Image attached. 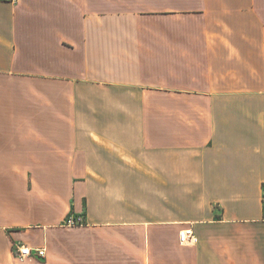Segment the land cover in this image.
Returning <instances> with one entry per match:
<instances>
[{"label":"crops","instance_id":"1","mask_svg":"<svg viewBox=\"0 0 264 264\" xmlns=\"http://www.w3.org/2000/svg\"><path fill=\"white\" fill-rule=\"evenodd\" d=\"M263 186L264 0H0V264H264Z\"/></svg>","mask_w":264,"mask_h":264},{"label":"built area","instance_id":"2","mask_svg":"<svg viewBox=\"0 0 264 264\" xmlns=\"http://www.w3.org/2000/svg\"><path fill=\"white\" fill-rule=\"evenodd\" d=\"M2 1L16 3L19 0H2ZM262 198L264 201V186L262 191ZM178 239L181 245L195 242L194 233L192 229L189 228L180 231L178 235ZM15 254H16L15 258L20 262L25 261L27 259H37L42 261L45 259L46 250L45 248H29L27 246L21 245L16 247Z\"/></svg>","mask_w":264,"mask_h":264},{"label":"rangeland","instance_id":"3","mask_svg":"<svg viewBox=\"0 0 264 264\" xmlns=\"http://www.w3.org/2000/svg\"><path fill=\"white\" fill-rule=\"evenodd\" d=\"M21 246V245H19ZM2 258H5V264H40L41 262L40 261H36V260H32V259H27L25 260V262H20V261H17L14 259L13 256H1Z\"/></svg>","mask_w":264,"mask_h":264}]
</instances>
